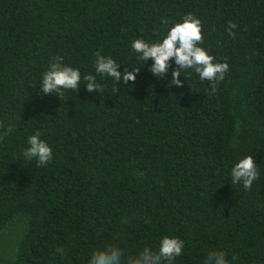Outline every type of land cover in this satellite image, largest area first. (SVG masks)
<instances>
[{
	"label": "trees",
	"instance_id": "obj_1",
	"mask_svg": "<svg viewBox=\"0 0 264 264\" xmlns=\"http://www.w3.org/2000/svg\"><path fill=\"white\" fill-rule=\"evenodd\" d=\"M189 14L200 46L229 65L219 83L192 72L171 85L174 62L155 77L130 47ZM97 52L141 69L135 81L40 91L53 58L83 76ZM36 130L52 148L43 167L23 157ZM247 155L259 166L250 189L230 179ZM18 216L4 264H88L98 248L137 254L161 234L184 240L176 264L213 250L264 264V0H0V233Z\"/></svg>",
	"mask_w": 264,
	"mask_h": 264
},
{
	"label": "clouds",
	"instance_id": "obj_2",
	"mask_svg": "<svg viewBox=\"0 0 264 264\" xmlns=\"http://www.w3.org/2000/svg\"><path fill=\"white\" fill-rule=\"evenodd\" d=\"M236 27L229 24L227 31ZM202 41V25L198 18L189 14L182 22L173 24L161 39L145 41L135 39L131 42V49L139 61L147 64L152 61L150 72L155 77H160L168 72L170 61L176 65L171 74V85L181 87L186 78L194 72L200 80L219 83L229 71L227 62H218L216 57L200 46ZM143 65V66H144ZM122 65L111 56L96 53L94 60L95 74L82 73L79 68L65 65L61 57H55L50 61L48 69L42 74L40 91L44 95L56 93L57 97L66 90L78 92L81 80L85 82V89L89 93H97L102 90V84L97 76L109 77L116 84L128 86V82L135 81L136 75L141 69L128 70L121 73ZM183 77V80L180 79ZM170 85V86H171ZM215 85H213L214 88ZM9 133L13 131L9 128ZM42 133L36 130L27 138V147L23 150V157L32 161L37 166H46L52 160V148L49 143L41 138ZM259 166L252 155L239 159L230 170L232 184L240 185L244 189H250L259 179ZM184 240L179 237L161 234L156 245L145 244L137 254H126V250L117 245H106L91 253L88 264H176L177 258L183 255ZM57 254L66 255L64 248H58ZM205 264H229L223 251H210Z\"/></svg>",
	"mask_w": 264,
	"mask_h": 264
},
{
	"label": "rangeland",
	"instance_id": "obj_3",
	"mask_svg": "<svg viewBox=\"0 0 264 264\" xmlns=\"http://www.w3.org/2000/svg\"><path fill=\"white\" fill-rule=\"evenodd\" d=\"M19 218L22 217H15L8 225L7 230L0 233V261H4L6 259L10 260L12 258L14 246L25 225L24 220ZM4 263L6 262H0V264Z\"/></svg>",
	"mask_w": 264,
	"mask_h": 264
}]
</instances>
